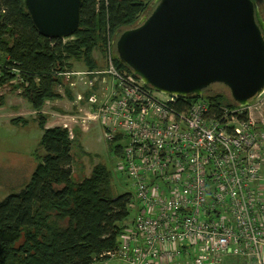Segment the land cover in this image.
Here are the masks:
<instances>
[{
  "label": "built area",
  "instance_id": "2783aa9c",
  "mask_svg": "<svg viewBox=\"0 0 264 264\" xmlns=\"http://www.w3.org/2000/svg\"><path fill=\"white\" fill-rule=\"evenodd\" d=\"M112 52L105 71L85 72L91 87L99 76L110 78L95 115L111 142L123 136L115 145L123 148L120 169L133 187V218L109 258L121 264H264V92L222 116L201 100L179 110L188 98L164 95L120 71ZM77 74L66 70L63 76L68 81Z\"/></svg>",
  "mask_w": 264,
  "mask_h": 264
},
{
  "label": "trees",
  "instance_id": "16d2710c",
  "mask_svg": "<svg viewBox=\"0 0 264 264\" xmlns=\"http://www.w3.org/2000/svg\"><path fill=\"white\" fill-rule=\"evenodd\" d=\"M154 1L84 0L77 32L66 39H48L34 27L25 0H0V87L22 88L21 95L42 112L48 101L61 98L59 86L66 85L63 73L73 69L72 59L84 62L89 71L98 70L94 52L107 54L111 48L117 68L132 73L113 43ZM66 92L70 97L69 88ZM191 99L206 102L212 113L221 116L225 110L240 108L221 84L176 107L188 109ZM37 118L45 154L25 188L0 201V264H121L108 253L120 248L126 222L133 218V192L116 195L114 171L103 162L93 166L90 176L75 178L74 149L79 143L66 128H46L42 113ZM27 121L13 123L26 126ZM121 138L119 134L109 144V152L119 160L123 148L115 143Z\"/></svg>",
  "mask_w": 264,
  "mask_h": 264
},
{
  "label": "water",
  "instance_id": "95a60500",
  "mask_svg": "<svg viewBox=\"0 0 264 264\" xmlns=\"http://www.w3.org/2000/svg\"><path fill=\"white\" fill-rule=\"evenodd\" d=\"M83 1L25 0V7L41 36L65 39L80 27ZM150 9L114 41L121 62L143 84L181 99L221 84L242 107L264 92L258 0H155Z\"/></svg>",
  "mask_w": 264,
  "mask_h": 264
},
{
  "label": "rangeland",
  "instance_id": "374dc122",
  "mask_svg": "<svg viewBox=\"0 0 264 264\" xmlns=\"http://www.w3.org/2000/svg\"><path fill=\"white\" fill-rule=\"evenodd\" d=\"M261 4L264 8V0H261ZM151 5L153 6L154 2ZM112 53L114 58V51ZM94 54L98 57L101 70L89 71L84 62L72 59L73 69L70 72L78 73L77 76L71 75V79L65 80L66 85H61V98L48 101L42 108V112H37L21 95L22 88L13 91L10 85L0 87V99H2L0 102V201L25 188L45 154V150L40 146L43 130L39 127L37 120L41 113L46 117V128H66L71 133V138L79 143L74 149L75 178L81 180L90 176L93 166L103 162L114 171L115 194L122 196L133 192L132 181L127 179L120 169L121 161L109 152L112 137L105 129L104 121L99 120V115H95L97 109L103 106L102 103L108 97L110 78L108 75L99 76L95 86L89 85L85 72L107 69L106 53L96 50ZM68 88L72 93L70 97L66 92ZM91 96H95V103L90 101ZM157 97L160 100H166V97L159 93ZM107 118L105 117V120ZM18 119L28 120L27 125L24 126L23 122L19 125L17 122L13 123ZM82 149L87 154H84ZM239 263L243 264L241 261ZM226 264H232V262L227 261Z\"/></svg>",
  "mask_w": 264,
  "mask_h": 264
},
{
  "label": "crops",
  "instance_id": "0c3cea01",
  "mask_svg": "<svg viewBox=\"0 0 264 264\" xmlns=\"http://www.w3.org/2000/svg\"><path fill=\"white\" fill-rule=\"evenodd\" d=\"M94 58L98 61V57L97 56H95V54H94ZM101 59H103V58H101ZM99 63V62H98ZM230 262H232V264H234V263H236V264H240L239 262V260L237 261V260H233V259H230ZM107 264H109V263H107ZM116 264V263H115Z\"/></svg>",
  "mask_w": 264,
  "mask_h": 264
},
{
  "label": "clouds",
  "instance_id": "9594fccd",
  "mask_svg": "<svg viewBox=\"0 0 264 264\" xmlns=\"http://www.w3.org/2000/svg\"><path fill=\"white\" fill-rule=\"evenodd\" d=\"M66 39V38H65Z\"/></svg>",
  "mask_w": 264,
  "mask_h": 264
}]
</instances>
